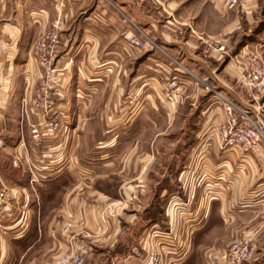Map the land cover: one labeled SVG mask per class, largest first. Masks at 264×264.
I'll use <instances>...</instances> for the list:
<instances>
[{"label": "crops", "instance_id": "0c3cea01", "mask_svg": "<svg viewBox=\"0 0 264 264\" xmlns=\"http://www.w3.org/2000/svg\"><path fill=\"white\" fill-rule=\"evenodd\" d=\"M227 1L0 0V185L11 192V206L23 209L25 214V219L0 239V264L7 237L25 241L22 247L29 248V252L45 244L44 256L31 257L29 264H54L61 248L57 232L55 237L52 230L55 216L50 218L51 212L45 213L39 195L47 192L50 181L58 185L51 198H57L58 205L50 211L57 210L61 222L71 221L75 233L88 235L92 247L87 264L98 243L116 242L115 216L122 214L124 198L144 184L152 167L154 154L146 152L147 135L153 134L155 142L163 133H178L176 153L190 155L205 148L194 144L196 138L209 122L223 120V110H211L210 100L200 102L204 104L198 114L200 128L191 120L189 124V114L182 112L199 93L190 77L202 85L207 79L220 81L215 61L204 58L201 40L209 38L230 48L243 40L251 41L258 33V0H243L232 9L227 8ZM58 16L65 37L59 48L64 69L58 80L62 98L59 110L66 123L53 141L35 151L27 139L35 122L30 101L42 75L34 61V47ZM131 36L147 38L160 50L131 49ZM163 70L171 71L184 83L172 104L159 91L157 73ZM224 72L233 73L228 67ZM220 83L217 86L224 89L222 92L235 99L236 85ZM22 99L29 100L27 114L22 111ZM212 152L214 159L207 157L204 162V171L209 175L219 163V151L215 147ZM16 156L23 164L20 169L12 166ZM227 156L236 161L239 155L229 152ZM244 158L239 159L244 172L235 171L237 177L229 180L227 187L219 182L221 178L215 180L218 184L206 186L205 212L208 219L214 213L212 207L217 206L216 215L222 220L224 215L234 219L236 230L250 225L260 233L264 232V172L248 156ZM26 161L29 168L43 176L39 186L44 189L40 192L39 186L36 191L37 185L33 187L35 183L28 180ZM110 175L116 178L118 188L106 181ZM239 201L241 207L237 210L232 205ZM108 209L106 218L111 222L104 237L106 231L100 233L103 224L99 215ZM199 232L193 233L192 243ZM134 261L129 253L123 258V264Z\"/></svg>", "mask_w": 264, "mask_h": 264}, {"label": "rangeland", "instance_id": "374dc122", "mask_svg": "<svg viewBox=\"0 0 264 264\" xmlns=\"http://www.w3.org/2000/svg\"><path fill=\"white\" fill-rule=\"evenodd\" d=\"M258 3V25L256 29L258 33L252 37L251 41L248 39L243 40L239 46L233 44L234 46H230V48L225 46L226 54L224 55L203 53L205 60L215 61L216 72L221 75L219 77L220 81L218 79H215V81L214 79H207L204 82L205 85H202L194 77L189 76L197 83L199 92L197 99L191 101L190 105L182 109V112L189 114V124L191 120L195 127L199 126L197 128H200L202 121L198 118V114L204 106L203 103L210 100L209 103H212L211 110L217 108L223 110L222 101L224 98L236 104L264 132V86L259 91H249L243 86L238 76L239 63L243 60L241 57L244 54L255 52L264 63V0H258ZM225 67H228V70L236 75L230 77L233 73H225ZM220 82L236 85V88L233 89L236 93L235 99L222 92L224 89L221 90L220 86H217ZM183 87L176 92V99ZM223 120L217 123L209 122V126L204 128L194 143L205 146V148L199 152L194 151L190 155L189 152L176 153L180 144L177 138L178 133H163L155 142L152 138L153 134L147 135L146 152L152 151V154H154L152 167L145 175L144 184L139 186L138 190L133 191L131 197L126 195V198H124L123 204L125 205L122 214L115 216L117 224L116 242L114 244H108V242L98 243L89 254L87 264H112V262L113 264H123V258L128 253L132 258H135L132 264H141L151 253H155L161 264H222L224 251H228L232 245L246 237L250 238L252 244H254L255 256L254 259L245 264H264L263 231L257 233L255 231L256 227L250 225L245 226L240 231L236 230L234 219L224 215V220H222L219 215H216L215 209H217V206L212 207L214 210L213 215L208 219L206 216L207 200L203 194L206 186L221 182L227 187L229 180L234 181L236 179V172L241 174L245 170L241 167L243 162L240 161L245 159V156L238 154V158L235 157L236 161H231V156H227L229 151L219 149L216 128ZM157 132H160V130ZM214 146L219 151V163L212 170L213 174L209 175L204 171L206 167L204 162H206L207 157L214 159V153L212 152ZM248 159L255 162L254 164H258L261 171L264 172V159L262 157L253 158L248 156ZM85 170H81L82 173L86 172ZM180 171L182 173L175 180V173ZM183 173H185L184 177H182ZM218 178L223 180L216 182L215 180ZM106 181L112 184L113 188L118 184L116 178L112 175ZM40 184L42 182L35 183L32 186L37 185L35 188L37 191ZM40 188L44 189V186H39L38 192H40ZM193 190L195 195L193 194L192 197ZM43 193L45 192L39 194L41 207L45 209L46 214L51 212L50 218L55 216V226L52 230L53 235L56 237L55 230L61 222V217L56 214L55 211L57 210L53 212L50 210L58 205V199L45 201ZM239 203L240 201L236 202L232 207L240 210ZM225 207H227V203ZM232 207L230 208L232 209ZM109 210H106V213L104 210L99 215V220L103 224L100 233L106 231L102 235L104 237L108 235L107 232L111 222L110 219L106 218ZM50 218L46 219L43 227L46 228ZM257 220L262 221L260 218H257ZM203 228L204 230H202ZM200 230L202 231L199 232ZM197 231L199 233L194 236L192 243L191 237ZM27 233L29 241V232ZM24 244L25 241L15 242L7 237L2 249V264H17L21 261V257H24L21 264H29L31 257L40 258L44 256L45 244L30 252L29 248L22 247Z\"/></svg>", "mask_w": 264, "mask_h": 264}, {"label": "built area", "instance_id": "2783aa9c", "mask_svg": "<svg viewBox=\"0 0 264 264\" xmlns=\"http://www.w3.org/2000/svg\"><path fill=\"white\" fill-rule=\"evenodd\" d=\"M242 3L243 0H228L227 8L232 9ZM64 41L61 19L58 16L51 23L50 28L40 36L34 47V61L42 75L38 80L35 96L30 101V108L34 110L35 122L30 126L27 139L28 144L35 151L43 150L44 145L53 141L65 127L66 119L62 110H59L62 98L58 90V80L64 70L61 67L59 48ZM201 43L204 53L226 54L225 46L216 41L205 38L201 40ZM128 44L131 49L138 51L160 50L153 41L137 36H131ZM241 59L243 60L238 62V76L243 86L249 91H259L264 86V63L255 52H248ZM182 73L188 75L186 71ZM157 74L160 92L164 99L172 104L176 100V92L183 87L184 83L179 77L172 75L171 71L163 70ZM21 102L22 111L27 114L29 100L22 99ZM222 105L224 120L216 128L219 149L253 158L259 156L264 159V132L233 102L223 98ZM21 162V159L16 156L12 160V166L20 169L23 166ZM24 167L28 171V180L31 184L43 179L41 172L29 168V162L26 161ZM12 200L11 192L0 185V239L11 232L14 225L25 219L23 209L21 211L11 206ZM23 207L26 206L23 205ZM73 226L71 221L58 224L56 232L61 248L54 264H86V257L92 245L88 241L87 233H75ZM253 245L252 240L247 237L236 242L228 251H224L222 264L250 262L255 256ZM141 264H161V262L155 253H151Z\"/></svg>", "mask_w": 264, "mask_h": 264}, {"label": "trees", "instance_id": "16d2710c", "mask_svg": "<svg viewBox=\"0 0 264 264\" xmlns=\"http://www.w3.org/2000/svg\"><path fill=\"white\" fill-rule=\"evenodd\" d=\"M174 169V168H173ZM182 172L180 171V172H176L175 173V180L176 179H178V177H179V175L181 174ZM47 187H48V190H47V192H45V193H43L44 195H45V197H44V200L45 201H50V200H52L51 198H52V196L54 195V194H56V191H57V189H58V185H57V181H50V183L47 185ZM110 187V186H109ZM104 191V190H103ZM105 192H107V190H105Z\"/></svg>", "mask_w": 264, "mask_h": 264}]
</instances>
